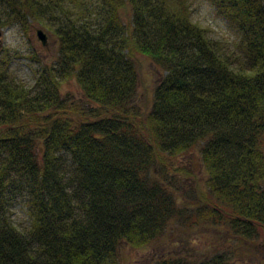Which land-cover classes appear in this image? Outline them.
Masks as SVG:
<instances>
[{
  "label": "trees",
  "instance_id": "1",
  "mask_svg": "<svg viewBox=\"0 0 264 264\" xmlns=\"http://www.w3.org/2000/svg\"><path fill=\"white\" fill-rule=\"evenodd\" d=\"M209 1L238 54L192 20L189 0H0V28L44 19L57 43L33 86L0 61V264H118L123 245L151 247L172 227H215L242 254L168 252L153 264H238L256 251L264 0ZM138 56L162 71L150 108L134 104ZM71 82L75 102L61 92ZM196 152L207 190L186 215L178 176L191 172L180 160ZM17 200L24 226L7 213Z\"/></svg>",
  "mask_w": 264,
  "mask_h": 264
},
{
  "label": "rangeland",
  "instance_id": "2",
  "mask_svg": "<svg viewBox=\"0 0 264 264\" xmlns=\"http://www.w3.org/2000/svg\"><path fill=\"white\" fill-rule=\"evenodd\" d=\"M192 20L206 26L210 36L216 40L229 53L238 54L236 51L237 33L234 27L220 16L209 0H189ZM25 27L16 22L0 28V61H5L8 78L15 83L33 86L35 78L45 69L54 65L57 58L56 39L43 21L34 22L28 19ZM40 30L46 37L45 45L38 40L36 33ZM138 73V88L134 104L150 108L155 87L157 86L162 71L149 60L138 56L135 60ZM63 97L67 101L75 102L82 99L81 91L73 82L62 86ZM182 165L190 169L191 177L179 174L178 181L181 186V201L188 212H193L203 206L198 193L207 190V175L198 158V153L181 158ZM7 213L16 226H24L27 222L25 204L17 200L7 205ZM198 207V208H199ZM225 237V234H222ZM258 248L254 253H244V259H239L238 264H264V240H257ZM245 245L249 246L250 244ZM235 242L227 243L221 240V232L215 227H202L196 231L187 228H169L162 241L145 249H133L123 245L119 251L118 264H153L155 258L162 253L177 252L198 255L215 252H228L227 258L233 261L235 255L241 256ZM239 245V249H245ZM252 247V246H251ZM193 252V253H192ZM252 254V255H250Z\"/></svg>",
  "mask_w": 264,
  "mask_h": 264
},
{
  "label": "water",
  "instance_id": "3",
  "mask_svg": "<svg viewBox=\"0 0 264 264\" xmlns=\"http://www.w3.org/2000/svg\"><path fill=\"white\" fill-rule=\"evenodd\" d=\"M36 36H37L38 40H40V42L42 43V45H45V43H46V37H45L44 33L42 31L38 30L37 33H36Z\"/></svg>",
  "mask_w": 264,
  "mask_h": 264
}]
</instances>
